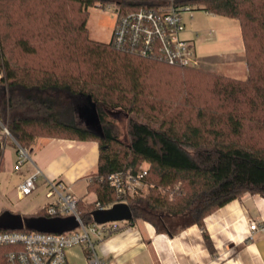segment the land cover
<instances>
[{
  "label": "trees",
  "instance_id": "trees-1",
  "mask_svg": "<svg viewBox=\"0 0 264 264\" xmlns=\"http://www.w3.org/2000/svg\"><path fill=\"white\" fill-rule=\"evenodd\" d=\"M169 0H0V134L6 127L29 151L39 138L96 141L97 174L89 191L97 203L126 202L132 223L177 233L246 193L264 197V0H176L177 7L237 20L248 77L238 80L200 68L171 66L89 37V8H157ZM96 104L97 126L78 118ZM88 113V112H87ZM125 113L129 144L108 114ZM0 153V170L2 166ZM148 164V193L119 199L107 177L137 174ZM96 206L78 210L92 223ZM22 227L1 232L62 234L74 216L45 208L20 216ZM11 246H0L9 264Z\"/></svg>",
  "mask_w": 264,
  "mask_h": 264
},
{
  "label": "crops",
  "instance_id": "crops-1",
  "mask_svg": "<svg viewBox=\"0 0 264 264\" xmlns=\"http://www.w3.org/2000/svg\"><path fill=\"white\" fill-rule=\"evenodd\" d=\"M206 14L208 20L215 16ZM225 23L224 38L232 48L229 54L232 61L231 58L228 62L222 61L224 55L221 54L205 57L209 61L204 62L203 57L197 56L195 42L200 34L198 31L205 29L196 24L192 26V30L186 28L185 33L190 34V37L185 38L184 33L183 38L193 44L200 68L203 66L215 72L229 69L233 76L242 77L247 71L244 43L241 37L237 40L229 30L240 24L237 20L234 24ZM185 24L187 27V23ZM8 146L17 148L20 153L21 148L2 132L0 153L7 154ZM29 152L32 153V161L26 168V179L40 171L39 179L45 185L48 186L49 181L63 182L85 206H97L98 196L89 191V185L97 174L100 159L98 142L39 138L26 151L28 157ZM51 203L26 216L36 215ZM252 222L264 223V197L246 193L204 219L209 243L203 228L197 224L185 226L171 235L158 232L152 223L144 220L134 223L124 221L119 223L117 232L102 239L93 236V240L96 256L102 262L110 264H264V231H250ZM67 261L68 264H96L83 246L68 249Z\"/></svg>",
  "mask_w": 264,
  "mask_h": 264
},
{
  "label": "built area",
  "instance_id": "built-area-1",
  "mask_svg": "<svg viewBox=\"0 0 264 264\" xmlns=\"http://www.w3.org/2000/svg\"><path fill=\"white\" fill-rule=\"evenodd\" d=\"M169 1V4L157 8L126 11L118 5H108L117 10L112 42L122 52L160 60L171 66L200 68L193 44L183 38L186 31L183 13L191 10L189 7H177L176 0ZM3 133L10 136L6 127L3 128ZM20 153L26 155L23 149ZM147 169L142 167L137 174L115 172L107 180L119 199L142 196L149 187L143 180ZM39 175L40 171L34 173L19 186L21 197L37 190L36 180ZM48 185L51 189L48 197L55 199L45 208L46 213L50 216H74L79 226L62 234L1 232L0 246L12 247L8 255L9 264H68L67 251L75 246H83L94 263L110 264L102 262L96 256L93 236L102 239L117 232L119 222L84 223L78 210L80 199L72 193L71 188L63 182L49 181ZM96 207L106 209L99 203ZM256 230L264 231V223L252 222L250 231Z\"/></svg>",
  "mask_w": 264,
  "mask_h": 264
},
{
  "label": "rangeland",
  "instance_id": "rangeland-1",
  "mask_svg": "<svg viewBox=\"0 0 264 264\" xmlns=\"http://www.w3.org/2000/svg\"><path fill=\"white\" fill-rule=\"evenodd\" d=\"M192 16H194V19L191 20ZM207 17V14L203 10L195 9L194 11H185L183 13V18L185 19V23H187V29L192 30L191 28L195 24L199 28L205 29V31L197 30L200 33L195 42L197 56L203 57L202 61L204 62L209 61L206 60L205 57L221 54L224 55L222 61L225 60L224 62H228L230 58L232 61V57L229 56L232 48L230 49V46L227 45L224 38V33L226 32V25L224 24H226L225 22L234 24L236 20L216 15L211 17V20L206 19ZM116 21L117 10L112 6L109 8V6L102 7L97 5L89 8L87 28L90 39L99 43L109 44L113 38ZM229 30H231V35L236 36L237 40L239 37H241L242 40L239 25L232 29L229 28ZM184 37L189 38L190 34L185 33ZM203 38H205V40H203ZM215 61L218 60L216 59ZM200 69L238 80H246L248 77V68L246 74L242 77L233 76L229 73V69L220 72L203 68V66ZM78 118L86 123L89 128H92L93 122H95L94 116L87 112L78 113ZM128 118L129 117L125 113L108 114V120L115 122L119 138L126 144L130 142ZM21 161H23L22 164ZM31 161L32 153L30 152L29 157L28 155H21L17 148H12L10 146L7 147V154L3 152L0 170V218L8 214L11 215L12 219L16 216L25 217L28 214H33L35 211L42 209L46 204L51 203L55 199V197H47L51 189L49 185H45L39 179L40 177L36 180L37 190L24 197L19 195L18 188L26 179V168ZM142 167L148 168L149 166L143 164ZM147 193L148 189L143 192V196Z\"/></svg>",
  "mask_w": 264,
  "mask_h": 264
},
{
  "label": "water",
  "instance_id": "water-1",
  "mask_svg": "<svg viewBox=\"0 0 264 264\" xmlns=\"http://www.w3.org/2000/svg\"><path fill=\"white\" fill-rule=\"evenodd\" d=\"M87 110V112L93 115L95 119L92 129L100 133L101 129L97 126L98 124L95 115L96 104L93 103L90 108H87ZM8 215L0 218V228L16 229L22 227V219H20V216H16L12 219L11 215ZM92 216L93 220L98 224H104L108 222H129L134 218L133 211L126 202L114 204L112 207L106 209H96L92 212Z\"/></svg>",
  "mask_w": 264,
  "mask_h": 264
}]
</instances>
